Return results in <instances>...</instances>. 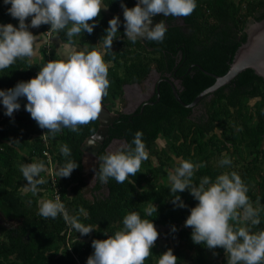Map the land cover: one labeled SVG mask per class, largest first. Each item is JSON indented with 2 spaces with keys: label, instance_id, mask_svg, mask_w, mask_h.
<instances>
[{
  "label": "trees",
  "instance_id": "obj_1",
  "mask_svg": "<svg viewBox=\"0 0 264 264\" xmlns=\"http://www.w3.org/2000/svg\"><path fill=\"white\" fill-rule=\"evenodd\" d=\"M127 1L124 0V3L132 7V4ZM105 2L108 3V7H102L99 16L92 18L98 21L94 25V30L91 33L83 30L73 40L76 44L79 37L80 43L86 45L85 48H96L98 41L103 39L108 20L113 15H119L121 24L118 25V37L122 40L116 48H111L104 55L105 61L112 64L108 72L110 95L120 94L124 83H139L154 66L158 68L157 70L164 68L171 71L177 70L182 88L181 93L179 90L177 92L184 104L192 102L200 92L214 83L212 77L204 74L196 66L216 76L224 75L235 51L246 39L244 29L249 20L264 19V0H197V6L190 15L168 16L167 20H171L172 23L167 21L169 27L163 41L149 40L143 46L124 36L121 0H105ZM8 7L9 5H5L3 0H0V23L11 22L18 26V18L12 17L6 11ZM30 19L31 17H27L26 21ZM176 20H181L183 27L174 24ZM37 29L44 38L49 32L51 37H55L62 43L68 39L65 30L51 29L49 24L42 23L37 26ZM138 50H142L151 57L138 55ZM42 53L46 62L50 59H59L53 50L47 53L43 48ZM190 66L192 67L188 72L187 69ZM120 68L123 69V73L118 76ZM38 71L39 67L30 63L26 57L18 58L14 64L0 69V88L7 89L18 81L28 80ZM208 97H204L200 102L202 103ZM19 99L21 107L14 110L11 117L5 114L4 106L0 104V126L5 118L20 125L9 131L0 130V212L6 218L18 220L22 218L23 228L14 233L2 232L0 264H62L63 256L67 259L70 258V254L78 252L87 258L93 251L91 241L94 238L104 239L121 228L122 218L129 211H138L142 216H147L144 209L151 202L156 205L157 213L153 212L147 218L153 220L156 228L157 226L165 228L163 235L172 245L158 247L154 244L144 264H158L159 254L168 248H171L177 256L176 264H207L204 253L210 249L203 244L193 242L191 226L184 224L190 208L198 202L187 188L179 192L187 206H174L169 189L171 183L167 186L156 184L148 189L146 184H150V178L139 169L135 176H129L122 183H118L112 177H109L107 182H102L98 178L95 190L105 189V194L93 195L91 200L84 197L81 148L97 129L95 119L87 124L79 125L76 131L65 127L52 135L46 129L51 139V141L49 139L48 151L54 168L58 169L68 159L60 151L65 143L71 148V159L78 162V167L73 169L69 176L58 177L56 173L60 199L65 203L70 214L79 215L81 222L91 224L93 227L98 225L96 229L85 235L77 231V239L74 243H70L69 251H65L60 256L54 254L58 248L57 245L68 246L76 230L63 219L62 215L55 218L40 216L36 209L39 195L32 196L34 193L25 186L26 184H22L23 175L21 170L19 172L20 165L35 160L20 158L17 150L26 147L28 156L37 155L36 157L45 161L42 151L46 148L41 139L35 138L29 143L18 136V132L23 129L25 123L36 124L35 119L24 108L26 97ZM251 100H255L254 108L249 106ZM190 110L192 109L177 103L168 85H162L160 100L155 106L146 107L141 117L132 120L120 117L119 121L122 122H117L114 126L120 127V134L127 144L132 141L134 132L141 129L144 133L142 139L148 151L152 149L155 141L162 137L170 143L172 158L183 157L194 162H206L203 167L195 170L192 177L197 184L201 176L209 175L214 179L216 175L229 167L227 171H237L249 186L252 174L257 168L255 159L264 153L259 149L264 142V81L253 71L245 70L228 85L219 88L211 95V101L205 107V115L201 118L197 120L190 118ZM237 118L240 123H238L239 128L235 129L232 120ZM253 119L255 124L249 125ZM30 131L37 135L40 132L39 129ZM109 132L112 137L111 128ZM241 147L247 156L255 154V158L246 164H241L238 168L234 167L241 163L237 158L232 160L231 165H218L217 161L222 152H226L231 157L240 154ZM153 170L154 168L149 166V171ZM39 175L45 177L46 182L38 185L39 191L36 194L42 193V190L53 191L48 171L44 170ZM258 177L257 185L263 187L264 175ZM69 193L70 196H68ZM248 196L255 204L254 206L264 209V196L261 198L258 195H252L250 191ZM81 208L85 210L84 213L80 212ZM260 215L261 222L258 225H252V231L264 228V211H261ZM172 225L176 226L175 231L172 230ZM85 238L88 239L86 242L83 241ZM220 250L223 249L220 248ZM68 264H75V262L70 260Z\"/></svg>",
  "mask_w": 264,
  "mask_h": 264
},
{
  "label": "clouds",
  "instance_id": "obj_2",
  "mask_svg": "<svg viewBox=\"0 0 264 264\" xmlns=\"http://www.w3.org/2000/svg\"><path fill=\"white\" fill-rule=\"evenodd\" d=\"M3 3L9 5L6 11L18 18V26L11 22L0 23V69L14 64L18 58L34 54L36 41L29 24L37 27L45 23L51 29H63L68 38L64 45L66 56L48 60L28 80L18 81L7 89L0 88V104L4 106L5 114L11 117L14 110L21 107L19 98L26 97L24 108L38 126L46 128L52 135L65 127L76 131L79 125L96 119L102 109V98L110 85V62L105 61L104 55L111 50L113 40L118 36V25L121 24L119 15H113L108 20V27L102 36V49H78L73 38L83 30L88 33L94 30L98 21L92 18L99 16L102 7H108L105 0H3ZM196 6L197 0H137L136 4L128 7L121 0L124 33L132 41L141 38L163 41L167 25L162 20L153 24L152 17L157 13L163 16H188ZM27 17L31 19L26 21ZM32 133L29 131L27 134L29 143L35 138L39 139L36 133ZM143 135V130L137 129L130 143L101 155L99 160L102 163L95 176L102 182L112 177L118 183L135 176L142 161L149 157ZM60 151L68 159L58 168V177L69 176L78 167V162L71 159L68 144H63ZM36 156H24L35 161L20 165L27 181L25 186L33 193L39 191L38 185L46 182L45 177L39 174L47 170V163ZM205 163L180 158L169 173V189L174 206H187L179 195L186 188L198 201L190 208L184 221L185 226H191L193 242L209 249L223 247L227 264H264V228L251 230L252 225L261 222L260 213L264 209L254 206L248 196V185L235 170L222 171L214 179L203 175L199 183H195L192 179L195 170ZM217 163L220 166L231 165L232 159L225 152ZM53 169L56 177L54 166ZM38 211L43 217L62 215L82 235L98 227L81 222L79 215L70 214L58 197L42 199ZM144 211L151 216L153 212L157 213V207L151 202ZM80 212L84 213L85 210L81 208ZM147 216H142L138 211L127 212L122 218L121 228L104 239L94 238L91 241L93 251L86 258V264H144L159 235L153 220ZM172 230H176L175 225H172ZM176 262L177 256L171 248L159 254L158 264Z\"/></svg>",
  "mask_w": 264,
  "mask_h": 264
},
{
  "label": "rangeland",
  "instance_id": "obj_3",
  "mask_svg": "<svg viewBox=\"0 0 264 264\" xmlns=\"http://www.w3.org/2000/svg\"><path fill=\"white\" fill-rule=\"evenodd\" d=\"M15 25H16V23H15ZM29 30L32 31L33 34L35 35V41H36L34 54L31 57H26L30 63L36 64L39 68L43 64H45V62H46L45 56L42 53L43 48H45L47 53H49L51 50H53L55 52V54L58 56V58H61L62 56L67 55V50L65 49V46H64L65 43L58 41L55 37L54 38L51 37L49 35V32H48V34H45V38H44V35L40 31H38L37 27L31 26L29 28ZM77 39L78 40L76 41V44H75L77 46V48L78 49L85 48L86 45L80 43L79 37H77ZM120 41H121L120 37L117 36L116 38H114L113 43L111 45V48H113V49L116 48ZM96 48H101V49L103 48V39L98 41ZM137 54L140 56L151 57V55L143 52L142 50H138ZM125 103H126V101L123 102V105H125ZM254 103H255V100H251L249 102V106L253 107ZM203 110H204V113L200 114V117L205 115V108ZM238 120H239L238 118L236 120H232V123L234 125L233 127L235 129L239 128L238 123H240L239 122L240 120L239 121ZM32 122H34V121L32 120ZM36 124H37V122H36ZM36 124L34 123L33 125H31V124L25 123L23 129H21L18 132V136L23 138L22 140H25L24 142L28 141L29 136H27V134L30 130H34L38 127V124L37 125ZM253 124H255V119H253V120H251V122H249V125H253ZM17 126H20V125H18V123H16V122L15 123L10 122L5 118L4 122L0 126V130L9 131L13 128L15 129ZM169 145H170V143L168 140H166L162 137H159L155 141L152 149L150 151L147 150L149 153V157H148V159L143 160L141 163V166H140V171L145 176L150 178V184H146V188L150 189L153 185H156V184H163V185L167 186L171 183L170 178H169V173L174 170L178 159L183 158V157L172 158ZM259 149L264 152V142H262V144L259 146ZM26 151H27L26 147L18 149L20 158H24ZM223 153H225V152H222V154ZM221 155H220V157H221ZM255 156H256L255 154L247 156L245 150L242 149V147H241V153L238 155L231 156V159L233 160L234 158H237L239 160V162H241L240 164L234 165V167L238 168L241 166V164H246L250 160L254 159ZM255 161H256L255 165L257 166V168L255 169V172H253V174H252L251 182L249 183L250 185L248 186V191H250L252 195H258L261 198H263L264 186L260 187L259 185H257V182L259 181L258 176L264 175V153L259 158L255 159ZM149 166L154 168V170L152 172L149 171ZM226 169L228 170L229 167H226ZM226 169H224V171H227ZM55 170H56V173L58 174V169L55 168ZM53 171H54V169H53ZM19 172H20V167H19ZM155 173L157 175H155ZM83 180H84V178H83ZM22 184H23V182H22ZM57 188H58V186H57ZM52 190H53V188H52ZM58 191H59V188H58ZM41 192L42 193H40V194H36L37 193L36 192L32 195V196L39 195V198L36 201V209H37L38 213H39V211H38L39 202L42 199L53 198V191L49 192L47 190H44V191L42 190ZM24 193H27V192H24ZM82 193H83L84 197L87 198L88 200H91L93 195H94L92 193V189H89V187H86V184H84L82 187ZM101 194L102 195L105 194V189H103L101 191ZM68 196H70V193L68 194ZM24 197H25V195H24ZM157 229L159 230V235L157 237L156 243H154V244H156L158 247H160L162 245H168V244L172 245V243L168 239H166L165 236L163 235V231H165V228L157 226ZM77 233L78 232H76L75 234L73 233V236H72L68 246L67 245H65V246L57 245L58 248L56 249L57 251L55 250L54 254H56L57 256H60V254H63L65 251H69L70 243L71 244L74 243L75 240L77 239V236H78ZM80 239L82 241V238H80ZM87 240L88 239L85 238L83 241L86 242ZM220 248L223 249V247H221V246H215L213 249H210L204 253V257L207 261V264H227V254H226L224 249L220 250ZM79 251H81V249H79ZM62 258H63L62 264H68V262L70 260L74 261L75 264H86V258L84 256H82V254L79 252L70 254V258L64 259V256Z\"/></svg>",
  "mask_w": 264,
  "mask_h": 264
},
{
  "label": "flooded vegetation",
  "instance_id": "obj_4",
  "mask_svg": "<svg viewBox=\"0 0 264 264\" xmlns=\"http://www.w3.org/2000/svg\"><path fill=\"white\" fill-rule=\"evenodd\" d=\"M128 1L132 4V6L135 4L134 2L137 3V0H128ZM162 18H165L164 23H166L167 27H169L168 23H172V22L171 20L169 21L167 20L168 16H163L162 14L160 20ZM174 24H177V26L183 27V23L181 20H176ZM125 38H127L128 40H131L130 38L126 36ZM136 41L139 42L140 45L145 46L149 40H146L145 42H141L139 39H137ZM148 50L151 51L150 48H148ZM109 66H112V64L110 63ZM192 66L188 67L187 69L188 72L190 71ZM157 69H158L157 67L155 68L154 66H152L150 70L147 72V74L144 76V78L139 83H136V82L124 83L121 87L120 94H115L114 96H111L110 95L111 93L107 91V94L103 96L102 101H101L102 108L107 110L111 115L115 116V118L111 122V125L108 127L107 135L105 137L104 142L101 144V146L97 150V153H96L97 157H100L99 155H101L102 153L105 154L108 151L116 150L122 145L127 144L120 134V131H121L120 127L114 126L115 123L122 122V121H119L120 117H123V118L126 117L127 120H132L133 118L141 117L144 114V109L146 107L155 106L159 102L160 87L162 85H168L170 87L173 97H174L173 89L176 92L178 90L180 93L182 92L181 79L177 75V70L174 69L173 71H171L170 69H166V68L159 69V70ZM122 73H123V69H118V76H121ZM177 95H178V92H177ZM124 101H126L125 105H123ZM210 101H211V96H209L204 101H202V103L199 102L194 108H192V110H190L191 111L190 118L194 120H197V118L199 119L200 114L204 113L203 109L206 107V104ZM95 120L97 121V128H98V120L97 119ZM109 128H111L112 137H111V133L109 132ZM101 163L102 162L99 160V162L97 163L96 171H98ZM82 176L84 178V184H86V187H89V189H92V193L94 195L101 196L102 195L101 191L103 189L101 188V189L95 190V187L98 184V176H95L93 174H86L83 170H82ZM0 214L3 216L6 222L11 223L10 226L5 227L4 222L0 219V240L3 239L2 232L10 231L14 233V232H19L20 231L19 229L23 228L22 218H20L19 220L16 218H6L1 212Z\"/></svg>",
  "mask_w": 264,
  "mask_h": 264
},
{
  "label": "water",
  "instance_id": "obj_5",
  "mask_svg": "<svg viewBox=\"0 0 264 264\" xmlns=\"http://www.w3.org/2000/svg\"><path fill=\"white\" fill-rule=\"evenodd\" d=\"M134 3L136 4V2ZM161 16L162 13L155 14L152 17V23L159 22ZM244 34L246 39L235 51L232 61L229 63V68L224 75L216 76L204 71L200 66H196L204 74L212 77L214 83L200 92L192 102L184 104L178 97L177 92L173 89L174 97L181 106L189 109L194 108L204 97L211 96L219 88L228 85L237 75L245 70L253 71L256 76L264 81V19L260 21L250 19L244 29ZM146 40V38H141L140 41L145 42ZM114 118L115 116L111 115L104 108L101 109L100 114L97 116L98 128L87 138L81 148V162L83 171L86 174L95 175L97 163L99 162V157L96 156V153L104 142L108 127ZM0 219L4 222L5 227L11 225L10 222L5 221L1 214Z\"/></svg>",
  "mask_w": 264,
  "mask_h": 264
},
{
  "label": "built area",
  "instance_id": "obj_6",
  "mask_svg": "<svg viewBox=\"0 0 264 264\" xmlns=\"http://www.w3.org/2000/svg\"><path fill=\"white\" fill-rule=\"evenodd\" d=\"M38 129L40 131L38 137H39V139H41L42 143L44 144V146L46 148L42 151V156L45 158V162L47 163V170H48L50 180H51L50 184L53 188V198L58 197L60 199V193H59L57 185H56L57 180H56V177L54 176L53 164H52V160H51V157H50V154L48 151L49 138H48V135L46 133V128H41L40 126H38ZM36 160H38V159L36 158Z\"/></svg>",
  "mask_w": 264,
  "mask_h": 264
},
{
  "label": "crops",
  "instance_id": "obj_7",
  "mask_svg": "<svg viewBox=\"0 0 264 264\" xmlns=\"http://www.w3.org/2000/svg\"><path fill=\"white\" fill-rule=\"evenodd\" d=\"M27 155H28V150L26 151V154H25V156H27ZM21 181H23V184H26V183H27V181H26V178H25V177H22Z\"/></svg>",
  "mask_w": 264,
  "mask_h": 264
}]
</instances>
